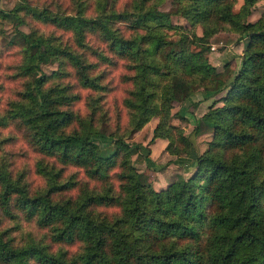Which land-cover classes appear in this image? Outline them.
<instances>
[{"label":"trees","instance_id":"16d2710c","mask_svg":"<svg viewBox=\"0 0 264 264\" xmlns=\"http://www.w3.org/2000/svg\"><path fill=\"white\" fill-rule=\"evenodd\" d=\"M164 1L0 5V264H264V11L249 18L260 0ZM220 33L248 38L227 76L205 51ZM175 101L212 137L194 172L158 190L132 137L156 117L151 141L188 155Z\"/></svg>","mask_w":264,"mask_h":264},{"label":"rangeland","instance_id":"374dc122","mask_svg":"<svg viewBox=\"0 0 264 264\" xmlns=\"http://www.w3.org/2000/svg\"><path fill=\"white\" fill-rule=\"evenodd\" d=\"M241 3V0H238L237 4L235 5V9L239 7ZM14 4V0H0V5L2 7H11ZM173 7V0H165L161 5L160 9L162 10H169ZM264 11V0H260L255 7L253 8V11L249 18L251 20H255L260 16V13ZM172 22L174 24H182L185 27H189V22L179 15H173L171 17ZM13 21L12 19H7L4 23V27L7 32H9L12 29ZM22 29L29 31V27L26 25L21 26ZM195 30L197 33H201V28L199 25L195 26ZM167 38L174 42L176 45L175 47H178L177 39L178 35L175 34L173 30L168 31ZM232 36L226 33H220L215 35L211 39V43L208 49H206V53L208 55V58L210 62L213 64H216L217 69L219 72H221L222 76H227L230 72V70L225 68V62L227 59H229L230 64L229 67L233 68V59L231 57H228L226 55L227 51L232 52H241L242 48L246 45L248 42V38H243L240 41H233L231 42ZM226 57V58H225ZM225 58V60H224ZM42 70L45 72L50 73L53 69L57 67V62L54 59L51 58H44V61L41 65ZM226 90L220 92L218 95H216L215 98H221L223 95H225ZM212 99H208L207 101L197 104L196 106H193L194 111L196 112L197 116H201L207 109L208 105ZM174 107L172 108V112L176 111V109L179 106V103L175 101ZM217 104H222L221 101H218ZM157 121L156 117H152L138 132H136L133 135V140L140 142L141 149L147 156H151L153 159H151V166L148 167L143 160H135L134 164L137 167V170L141 173L143 179L150 183L155 189H162L165 188L170 182L177 179L180 174L184 175L185 177L189 176L192 172H194V166L193 162L190 163L188 160L195 155V152H202L205 150L212 137V130L211 127L207 124H203L199 127V129L193 128V123L187 121V120H180L174 117L170 118V122L172 124L177 125L179 128L182 129L183 134L189 135L190 139L193 142V146L190 149V153L188 155L186 154H172L169 152L165 146L167 143V140L162 138L161 141L153 140L151 141V135H152V129ZM105 125V124H103ZM102 125V126H103ZM107 128V129H106ZM104 130H108V127H103ZM165 140V141H164ZM100 152L104 153L103 150L99 149ZM150 154V155H149ZM132 158H135V153L133 154ZM170 160V163H166ZM172 160V161H171ZM180 161H186L189 162L188 164L184 166L177 165L176 162ZM165 167H167V171H165ZM164 169L163 171H161ZM163 172V173H162ZM162 175V177H161ZM161 177V178H160Z\"/></svg>","mask_w":264,"mask_h":264},{"label":"crops","instance_id":"0c3cea01","mask_svg":"<svg viewBox=\"0 0 264 264\" xmlns=\"http://www.w3.org/2000/svg\"><path fill=\"white\" fill-rule=\"evenodd\" d=\"M235 53H240V52H232V51H227V53H226V55L228 56V57H231V58H233V55L235 54ZM226 58V57H225ZM225 58H224V60H225ZM227 60H229V59H227ZM226 60V61H227ZM214 65H216L215 63H213ZM219 94V93H218ZM217 94V95H218ZM203 95L201 94V93H197L196 95H195V97L193 96V99L194 98H196V99H198L199 97H202ZM208 99H206V100H204V101H201V102H199V103H193L192 105H190V110H193V112L196 114V112L194 111V109H193V106H196L197 104H201V103H203V102H205V101H207ZM186 105H180V103H179V106H178V108L176 109V111L178 110V109H180V112L181 113H183V114H186L188 117H189V122H190V113H188V111L186 112L185 110V107ZM184 111H185V113H184ZM197 115V114H196ZM197 117H199V116H197ZM174 118H177V119H179L178 117H174ZM156 141H162L163 139L162 138H156L155 139ZM165 141V140H164ZM150 155V154H149ZM150 158L151 159H153L151 156H150ZM191 159V158H190ZM190 159L188 160V161H190ZM154 160V159H153ZM175 161V160H174ZM176 162V161H175ZM180 162H184L182 165L181 164H179V162H176V164L177 165H180V166H184V165H186L187 163H186V161H180ZM165 169V171H167V167H165L164 168ZM164 169H162L161 171H163ZM163 173V172H162ZM161 177H162V175H161ZM160 177V178H161Z\"/></svg>","mask_w":264,"mask_h":264}]
</instances>
